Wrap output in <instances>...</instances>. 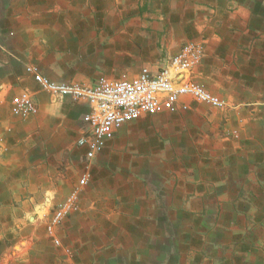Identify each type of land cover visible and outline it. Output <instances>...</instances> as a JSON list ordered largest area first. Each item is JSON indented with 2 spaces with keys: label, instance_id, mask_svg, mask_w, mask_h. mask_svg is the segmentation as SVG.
<instances>
[{
  "label": "crops",
  "instance_id": "crops-1",
  "mask_svg": "<svg viewBox=\"0 0 264 264\" xmlns=\"http://www.w3.org/2000/svg\"><path fill=\"white\" fill-rule=\"evenodd\" d=\"M188 42L225 106L182 97L98 153L76 144L87 106L26 70L90 84ZM24 93L36 113L20 118ZM73 193L55 246L50 209ZM0 264H264V0H0Z\"/></svg>",
  "mask_w": 264,
  "mask_h": 264
},
{
  "label": "built area",
  "instance_id": "built-area-1",
  "mask_svg": "<svg viewBox=\"0 0 264 264\" xmlns=\"http://www.w3.org/2000/svg\"><path fill=\"white\" fill-rule=\"evenodd\" d=\"M202 46L188 42L168 62L152 70L143 67L137 74H120L117 78L99 77L90 84L54 82L41 76L36 70L26 68L33 81L54 101L68 98L87 106L83 116L87 131L77 140V146L87 153H98L106 148L115 132L131 122L145 116L157 115L173 109L182 97L212 107H223L224 102L213 95L203 83L196 82L193 75L200 65ZM12 114L26 118L36 113L31 97L24 93L11 101ZM83 175L80 186L87 184ZM76 194L56 204L46 223V233L53 245L60 243L54 235L55 229L75 210Z\"/></svg>",
  "mask_w": 264,
  "mask_h": 264
},
{
  "label": "rangeland",
  "instance_id": "rangeland-1",
  "mask_svg": "<svg viewBox=\"0 0 264 264\" xmlns=\"http://www.w3.org/2000/svg\"><path fill=\"white\" fill-rule=\"evenodd\" d=\"M52 212V209H50V213ZM50 215V214H49Z\"/></svg>",
  "mask_w": 264,
  "mask_h": 264
}]
</instances>
